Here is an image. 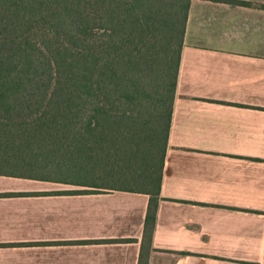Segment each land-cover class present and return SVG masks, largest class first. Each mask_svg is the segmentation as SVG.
I'll return each mask as SVG.
<instances>
[{
    "label": "crops",
    "instance_id": "0c3cea01",
    "mask_svg": "<svg viewBox=\"0 0 264 264\" xmlns=\"http://www.w3.org/2000/svg\"><path fill=\"white\" fill-rule=\"evenodd\" d=\"M77 190L0 176V264H138L149 197ZM149 264H264V0H192Z\"/></svg>",
    "mask_w": 264,
    "mask_h": 264
},
{
    "label": "trees",
    "instance_id": "16d2710c",
    "mask_svg": "<svg viewBox=\"0 0 264 264\" xmlns=\"http://www.w3.org/2000/svg\"><path fill=\"white\" fill-rule=\"evenodd\" d=\"M191 3L0 0V176L147 195L138 264L153 252Z\"/></svg>",
    "mask_w": 264,
    "mask_h": 264
}]
</instances>
